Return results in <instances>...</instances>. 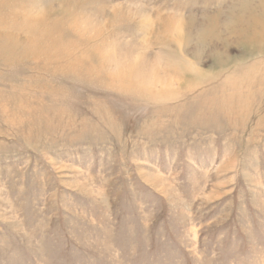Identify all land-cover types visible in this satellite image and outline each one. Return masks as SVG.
<instances>
[{
	"label": "rangeland",
	"instance_id": "obj_1",
	"mask_svg": "<svg viewBox=\"0 0 264 264\" xmlns=\"http://www.w3.org/2000/svg\"><path fill=\"white\" fill-rule=\"evenodd\" d=\"M0 264H264V0H0Z\"/></svg>",
	"mask_w": 264,
	"mask_h": 264
},
{
	"label": "bare ground",
	"instance_id": "obj_2",
	"mask_svg": "<svg viewBox=\"0 0 264 264\" xmlns=\"http://www.w3.org/2000/svg\"><path fill=\"white\" fill-rule=\"evenodd\" d=\"M40 21H41V23H42V19H40ZM53 29V28H52ZM257 39V38H256ZM260 41V40H259ZM262 41V40H261ZM250 42V41H249ZM263 42V41H262ZM251 43V42H250ZM259 43V42H258ZM7 47V46H6ZM8 47H9V44H8ZM16 47V46H15ZM11 47H9V50H11L10 49ZM14 48V47H13ZM6 49V48H5ZM8 49V48H7ZM2 50V49H1ZM20 52V54H21V51H19ZM16 53V52H15ZM25 54V53H24ZM18 55H19V53H18ZM11 56V55H10ZM23 56V55H22ZM23 57H25V56H23ZM13 58H14V54H13ZM4 60V59H3Z\"/></svg>",
	"mask_w": 264,
	"mask_h": 264
}]
</instances>
